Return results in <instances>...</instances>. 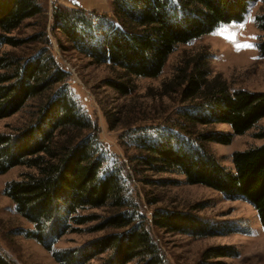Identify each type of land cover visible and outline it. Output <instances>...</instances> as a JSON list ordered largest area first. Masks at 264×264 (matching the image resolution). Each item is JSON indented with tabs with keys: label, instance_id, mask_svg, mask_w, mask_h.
<instances>
[{
	"label": "trees",
	"instance_id": "obj_1",
	"mask_svg": "<svg viewBox=\"0 0 264 264\" xmlns=\"http://www.w3.org/2000/svg\"><path fill=\"white\" fill-rule=\"evenodd\" d=\"M109 1L108 14L55 6L51 31L60 33L91 65L113 72L114 78L104 85L124 98L135 92L136 79H157L178 46L241 22L247 3L255 0ZM0 5V120L16 114L28 100L47 95L28 113L25 126L13 135L0 133V175L17 166L29 170L3 190L27 225L11 234L33 240L57 264H90L104 253L99 264H163L152 227L192 237L216 233L217 227L189 213L155 210L146 221L123 189L121 168L102 170L105 160L96 126L71 96L68 73L47 46L34 47L36 36L12 35L23 21L40 15L41 5L37 0H0ZM254 23L264 34V13L256 15ZM3 46L35 49L18 57L1 51ZM257 49L264 58V40ZM209 72L206 56L198 53L179 61L172 76L161 81L156 91L160 105L166 99L172 109L160 126H154L164 131L156 141L144 135L134 140L128 158L132 175L173 173L226 200L242 199L254 209L264 231V129L256 135L263 141L260 146L231 155L233 171L222 167L206 146L229 145L232 137L244 135L263 119L264 93L230 90L219 75L209 78ZM130 107L127 113L119 108L114 119L107 118L110 126L130 128L134 123H123ZM217 124L227 125L231 133L211 131ZM136 126L140 132L154 128ZM87 224H93L90 233L101 234L97 239L74 250L55 248L62 236L80 233ZM235 256L229 246L212 247L196 264H226L216 259ZM0 264H10L1 250Z\"/></svg>",
	"mask_w": 264,
	"mask_h": 264
},
{
	"label": "rangeland",
	"instance_id": "obj_2",
	"mask_svg": "<svg viewBox=\"0 0 264 264\" xmlns=\"http://www.w3.org/2000/svg\"><path fill=\"white\" fill-rule=\"evenodd\" d=\"M37 1L42 9L40 15L23 21L12 35L19 39L36 36L38 44L36 46L34 44V47L38 50L47 46L58 65L68 73L66 84L71 96L81 106L85 116L96 126L97 141L102 147L105 160L102 170L107 173L121 168L119 174L123 189L130 200L138 206L139 213L146 217V221L151 220L153 211L168 210L192 214L202 223L218 229L214 234L192 237L152 227V236L162 255L163 264H196L204 250L222 246L231 247L236 256L216 260L226 264H264V231L256 212L247 202L242 199L226 200L213 190L186 184L183 177L173 173L149 175L146 172L134 176L131 172L133 166L128 159L134 152V140L138 136L144 135L156 141L160 137L159 134L164 132L160 127L154 126H160V121L167 117L166 113L172 106L166 99L161 106L156 91L162 80L172 76L175 65L183 58L203 54L207 58L209 78L219 75L226 81L230 90L264 93V58L257 49L258 43L264 40V34L256 29L254 23L255 16L264 13V0L247 3L241 22L220 26L210 34L178 46L157 79H136L135 92L132 96L124 98L104 85L105 80L114 78L113 72L105 66L91 65L65 43L60 33L56 30L51 31V11L55 6L68 8L77 6L88 12L108 14L111 9L110 1ZM29 47L13 49L3 46L1 51L25 57L34 52L35 48ZM44 94L28 100L16 114L1 119L0 133L13 135L17 129L25 126L29 120L28 113L36 110V106L47 97ZM47 94L49 95V92ZM149 95L156 98L151 99ZM128 106L133 110L126 114L127 118L123 123L134 124L125 131L118 126L111 127L108 121L114 119L119 108L127 113ZM136 125L154 128H144L145 130L140 132L135 130V127H138ZM262 129L264 118L244 135L232 137L229 145L209 143L206 146L222 167L233 171L231 155L260 146L263 141L256 138V135ZM211 131L222 135L231 133L225 124H217ZM28 171L22 166H17L0 175V250L10 264H57L50 254L33 240L11 234L14 228L20 226L25 228L27 225L16 214L13 204L3 195V190L9 182L17 180L21 174ZM139 177L149 179L155 185L143 184ZM165 182L168 184H163ZM93 224L81 226L80 233L62 236L56 242L55 248L74 250L88 245L101 235L89 232L88 229ZM104 256L105 253L94 257L90 264H99L98 259H103ZM136 263L134 261L131 264Z\"/></svg>",
	"mask_w": 264,
	"mask_h": 264
}]
</instances>
